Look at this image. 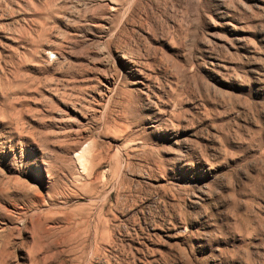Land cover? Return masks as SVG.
<instances>
[{"label":"rangeland","instance_id":"obj_1","mask_svg":"<svg viewBox=\"0 0 264 264\" xmlns=\"http://www.w3.org/2000/svg\"><path fill=\"white\" fill-rule=\"evenodd\" d=\"M0 264H264V0H0Z\"/></svg>","mask_w":264,"mask_h":264}]
</instances>
